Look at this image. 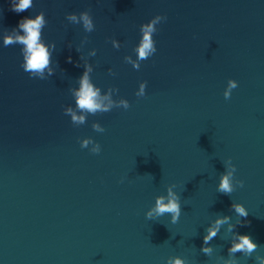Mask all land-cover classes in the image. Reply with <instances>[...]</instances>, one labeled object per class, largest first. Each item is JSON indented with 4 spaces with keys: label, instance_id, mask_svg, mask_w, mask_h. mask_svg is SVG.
Segmentation results:
<instances>
[{
    "label": "water",
    "instance_id": "obj_1",
    "mask_svg": "<svg viewBox=\"0 0 264 264\" xmlns=\"http://www.w3.org/2000/svg\"><path fill=\"white\" fill-rule=\"evenodd\" d=\"M84 10L91 33L66 20ZM40 11L43 38L56 44L46 80L23 70L21 45L4 46L8 30ZM156 15L167 16L157 52L137 70L129 60L140 26ZM85 64L115 103L75 125L64 109L75 108ZM229 79L239 85L225 99ZM88 137L100 153L81 147ZM229 158L245 182L230 196L217 191ZM170 187L181 194L179 221L148 220ZM223 215L260 245L250 258L236 253L238 264H264V0H34L19 14L0 0V264H166L175 255L226 264L229 225L210 256L200 251Z\"/></svg>",
    "mask_w": 264,
    "mask_h": 264
},
{
    "label": "clouds",
    "instance_id": "obj_2",
    "mask_svg": "<svg viewBox=\"0 0 264 264\" xmlns=\"http://www.w3.org/2000/svg\"><path fill=\"white\" fill-rule=\"evenodd\" d=\"M34 4V0H11V10L16 13H22L30 9ZM167 19L166 15H156L150 21L143 23L140 26L141 37L139 43L135 46L134 52L136 58L134 61L129 60L133 68L140 69L141 61L148 59L157 52V42L154 39V34L158 31L157 25ZM66 20L73 24H82L86 32L95 30V22L92 13L89 10H84L79 13L71 12L66 15ZM48 20L44 11H40L35 16L29 15L22 17L17 26L8 30V34L4 37V46L7 47L13 44L21 45V53L23 57L22 68L25 72L30 73L34 78L46 80L53 76L54 70L51 67L53 62V53L56 51L55 42L48 43L43 38V29L47 25ZM119 47L118 44H115ZM71 47V44H69ZM77 51H80L77 48ZM93 55L95 53H92ZM83 59V57H81ZM68 63H73L72 57L67 58ZM58 64V63H57ZM79 67V63L76 64ZM47 69V75L45 70ZM93 71L90 64L84 65V72L79 77V88L73 90L75 98V108L67 106L64 109L66 115L71 117V121L75 125L84 124L86 122V114H95L96 112L110 111L114 106V101L110 99V95L100 96V89L97 88L90 80V73ZM239 82L236 79H229L224 90L225 99H230L233 89H236ZM147 81H143L139 85V91L136 92L137 97L146 95ZM107 101V104L103 103ZM125 109L130 107V102L126 98L119 101V105ZM96 131H105L99 123L93 125ZM82 148H88L91 145L92 153H100L101 145L95 142L91 137L84 138L80 141ZM225 171L220 175L217 191L225 195H231L237 187L243 188L244 181L235 178L237 171L236 165L231 158L225 162ZM173 187L177 188L175 184ZM231 209L240 218H246L249 215L248 208L244 203L234 202L231 204ZM182 211L181 194L178 191H173V188L168 189L166 196H158L155 205L147 210L146 218L148 220H156L166 213L171 214V223L175 224L179 221ZM240 225L243 226L246 221L240 220ZM229 225L228 231L233 233V238L228 248V260L226 264H238L239 258L236 253L247 255L251 254L260 246L250 234H242L235 231V226L231 223V216H218L215 223L210 225L203 237V246L200 251L206 256H210L213 252V246L210 244L212 239L217 236L223 225ZM166 264H189V261L182 256H168Z\"/></svg>",
    "mask_w": 264,
    "mask_h": 264
}]
</instances>
